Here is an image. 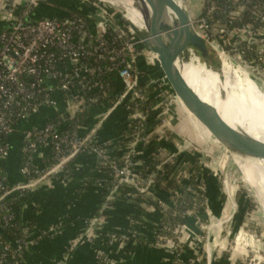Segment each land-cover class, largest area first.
<instances>
[{
	"label": "built area",
	"instance_id": "obj_1",
	"mask_svg": "<svg viewBox=\"0 0 264 264\" xmlns=\"http://www.w3.org/2000/svg\"><path fill=\"white\" fill-rule=\"evenodd\" d=\"M79 1L93 5L104 15L109 13L101 0ZM47 2L0 0V8L7 7L10 11L18 4L22 5L19 13L13 15L12 24L0 29V228L19 229V223L16 222L19 207L11 206L6 200L8 196L19 195V190L35 189L45 183L81 151L93 154L98 164L108 170L110 187L106 201H114L118 196L134 200L135 189L145 197L139 204L147 211L156 210V206L165 209L175 205L183 197V192H196L193 186L185 182L189 173L178 179L182 164L179 167L177 165L170 176L172 180L176 179L179 186L167 190L168 195L163 190L160 192H164L165 196L156 194L159 189L152 185L155 180L154 171L162 168L170 157L178 156L179 151L189 149L201 153V166H208L206 159L215 163L213 152L207 149L208 146H201L200 152L193 139L164 129L166 115L179 100L161 72L157 55L143 45L133 26L125 20L111 17L109 21L114 24L111 33L102 24H96L90 17L74 11L59 17L26 20L33 7ZM189 16L195 32L234 65L242 66L248 74H264V0H202L199 13ZM245 16L248 17L246 21L243 20ZM141 64L152 71L142 72ZM113 71L121 89L110 99V105L98 114L92 127L84 130L81 124H77L73 129L66 128L64 114L74 117L84 111L85 105L101 106L105 97H109L107 88L110 82L105 81L104 77H109ZM151 94L156 100L149 103L147 110L127 106L126 121L146 120L149 110L156 112L155 116L161 122L152 129L139 127L128 143L126 154L119 160L107 149L106 142L101 145L98 143L97 132L119 106L133 99L147 102ZM58 97L64 104L59 117L45 120L41 124H24L25 128L20 132V155L23 159L19 171L25 180L11 183L4 172V164L11 151V139L13 135L19 134V123L26 122L39 111L56 108ZM96 128L98 130L94 133ZM154 134L171 138L178 151L166 152L153 170L149 169L145 175H141L135 170V166H140L142 162L135 159L137 148L148 143ZM203 141L213 145L209 139ZM46 147L52 150L53 162L41 169L40 164L36 163V154ZM159 150L164 151L163 148ZM203 155L206 157L204 160ZM198 181L202 197L194 199L192 205L183 211L174 210L171 216L179 220L161 222L155 235V243L162 245L172 255L173 264H197L201 261H204L203 264H211L214 234L220 233L218 231H222L233 217L236 203L229 187H226L224 176L223 189L229 201L227 215L212 216L203 224L202 231L189 242V246L194 249L193 254L185 259L181 257L186 242L185 225L180 221L182 214H195L200 209L208 213L204 177H199ZM106 201L101 205L99 215L90 220L86 234L98 221L101 211L109 206ZM22 226L21 238L12 241L10 238L9 241L4 240L0 232V264H21V253L35 239L30 232V225L22 223ZM50 231L54 232V228L50 227ZM128 237L124 232L107 233L109 243H122ZM95 255L103 263H112L114 260L102 250ZM244 261L245 257H242L241 263Z\"/></svg>",
	"mask_w": 264,
	"mask_h": 264
},
{
	"label": "crops",
	"instance_id": "obj_2",
	"mask_svg": "<svg viewBox=\"0 0 264 264\" xmlns=\"http://www.w3.org/2000/svg\"><path fill=\"white\" fill-rule=\"evenodd\" d=\"M47 1V3L33 7L28 13L26 20L35 21L49 16L44 14L45 11L53 12L55 17L64 16L69 11L64 6H61L66 3L65 0ZM201 3L202 0L199 1V7L193 12L187 0L185 9L190 15L198 14ZM50 5H53L55 11L49 9ZM21 6L19 4L16 5L12 11L7 7H1L0 26L8 28L12 24L13 15L19 13ZM46 6L48 7L45 10ZM179 105H173L167 115L172 120L173 129L176 132L185 133L191 139H193L194 135L197 136L195 130L202 133L205 137V132H208L207 129L200 122H197L195 118L189 117L188 111L180 103ZM119 108L120 106L99 128L98 140L115 141L119 138L120 132L126 124L125 118L112 116L116 112L120 113ZM101 112L98 111L94 118L96 119ZM114 117H117L118 121L116 120L117 118L114 121ZM95 121L93 120L92 125ZM193 123L194 126H198L194 127L192 125L193 128L191 126ZM117 124L121 125L120 128L117 127ZM158 136L160 141H155L154 144L158 145L159 149H164L163 152L159 150L161 155L166 152L178 151V147L175 146L171 138ZM21 141L20 133L19 140H17L16 136L12 137L11 151L4 165V172L11 183L25 180L19 171ZM213 145L209 148L211 151L215 150L213 148L216 146L214 145L215 147H213ZM137 149V155L146 154L149 151V148H145L143 145L138 146ZM45 151L51 152V149L48 147L41 148L36 154L37 160L43 158ZM120 151L115 149L113 153L116 154ZM214 152L216 151H213V154ZM185 153L198 154L199 161L202 155L189 149L179 151L177 155ZM219 154L222 161L227 159L220 151ZM79 157L80 160L74 164L75 171L71 178L62 180L57 177L58 175L61 177L64 173L62 168L53 173L48 181L28 191L23 199V206L19 208V212L23 223L31 224L30 232L35 239L23 252L21 264H59L61 261H64V264H173L172 255L162 245L155 243V235L162 221V214L157 210L146 211L143 208L140 211H136L132 206L134 200L129 198L122 197L125 200L122 201L119 200L121 196H118L107 209L105 208V212L102 213L101 211V215L97 219L99 226L96 232L95 228H92L89 231L90 234L88 233L92 239L86 234L87 231L81 235L82 227L89 224L90 220L94 218L93 211L98 208V202L101 199L103 188L101 183L106 177L103 174L94 172V175L104 178L102 180L96 179L95 182L89 184L87 178L93 173L92 165L94 164L95 156L90 152H81ZM199 166L202 172L205 171L207 173L206 178H204V196L208 213L200 209L195 214L191 212L182 214L180 221L185 225L184 238L186 240L181 255L183 259L193 254L194 249L189 246V242L202 231V225L210 220L212 216L224 217L229 210V201L223 189L222 180L214 172L205 166H201L200 163ZM229 180L231 179L226 177L225 184H227V188L230 184ZM230 187L231 194L237 201L239 209L234 212L230 223L228 222L222 231H218L220 233L214 234L211 247V264H241V258L245 255L248 243H244V240H251L250 245H248L251 249L254 246V241L249 236L250 234L243 231L246 216L243 217V223L240 221V214H242L240 212V199L244 196L241 195L244 193V189L243 192H240L237 187L235 189L232 186ZM82 188L84 189L82 190ZM160 191L156 190V194L163 196L164 194ZM133 215H137L139 220L135 222L132 218ZM50 227L54 228V232H49ZM89 227L90 224L87 229ZM110 232L139 235L145 241L138 243L137 241L127 240L122 243L120 241L109 243L107 233ZM230 233L232 235L229 236ZM84 235L86 236L83 237ZM232 236H237V241L233 245H231L232 240L230 239ZM228 239L229 241H227ZM100 250L111 255L114 258L113 262H100L95 255Z\"/></svg>",
	"mask_w": 264,
	"mask_h": 264
},
{
	"label": "water",
	"instance_id": "obj_3",
	"mask_svg": "<svg viewBox=\"0 0 264 264\" xmlns=\"http://www.w3.org/2000/svg\"><path fill=\"white\" fill-rule=\"evenodd\" d=\"M65 2L61 6L69 11L86 15L104 28L113 26L93 5L79 0ZM132 4L133 10L140 17L136 12L131 13L122 6H116L124 10L143 45L157 55L161 72L165 75L171 91L184 108L207 129L205 136L243 177V169L249 168L250 158L264 160L261 141L240 126L239 135L231 132L219 113L191 87L182 70L184 65L195 59L198 64H203L215 72L221 81L231 79L236 85L239 80L231 66L237 70L238 67L195 32L189 14L180 1L132 0ZM164 38L169 42H165ZM97 130L98 128L94 133ZM249 187L257 195L264 193L263 186L252 183ZM0 232L3 233L1 228Z\"/></svg>",
	"mask_w": 264,
	"mask_h": 264
},
{
	"label": "trees",
	"instance_id": "obj_4",
	"mask_svg": "<svg viewBox=\"0 0 264 264\" xmlns=\"http://www.w3.org/2000/svg\"><path fill=\"white\" fill-rule=\"evenodd\" d=\"M248 17H244L243 20H247ZM1 28H6V27H1ZM108 32H112L111 30H107ZM141 66V70L142 72H146L149 73L150 71H152V69L148 68L147 66H144L143 64L140 65ZM105 81H109L110 82V86L109 88H107L108 92H109V97H105V99L103 100V103L101 106H87L85 105V109L82 112L77 113V115H75L74 117H70L69 114H64L63 116V120L66 124V128L68 129H73L77 124H81L85 129L84 130H89L92 127V122L93 120L95 121L96 119L94 118V116L97 114L98 111H103L108 105H110V99L114 98L117 93L120 91L121 89V85L117 83L116 79H115V72L113 71L109 77L105 76L104 77ZM92 93V92H90ZM152 96V94H151ZM150 100L147 102H142L138 99H133L132 101H130L129 103L123 104L120 106V113L116 112L114 113L112 116H120L122 119H126V115H128V110H127V106L131 105L132 107L135 106L136 108H142L147 110L148 109V105L150 102L156 100V98H154L153 96L149 98ZM58 105L56 108H47L43 111H39L38 113H36L35 115L31 116L30 119H28L26 122L24 123H19V129L17 133H20L22 130H24L25 126L28 125H33V124H41L43 123L45 120L48 119H56L57 117H59L60 115V111L63 110L64 108V104L61 100L60 97H58ZM148 116L146 120H138V119H132V120H127L126 124L124 125V127L122 128V131L120 132V136L119 138H117L115 141H110V140H99V144H103L104 142L107 149L111 152H113L115 149H118L120 152L119 153H112L116 158H118L120 160V158L126 154V150L128 149V143L132 140V136L135 133V131L139 128V127H148L149 129L154 128V126L156 124H158L159 122H161V119L156 115V112L153 111H147ZM150 114V115H149ZM62 118V117H61ZM75 118H78L77 120ZM117 117H114V121ZM118 121V118L116 119ZM121 122V121H120ZM94 124V123H93ZM120 124H117V127L120 128ZM98 134V132H97ZM13 136L17 137V140H19V134H15ZM155 141H160L159 140V136L158 134H154L151 139L149 140L148 143L143 144V147H147L149 148L148 153H144V154H140V155H136L135 159H139L141 162L140 166H135V170L138 171L141 175H145V173H147V171H149V169H152L161 161V158L164 157L165 155H161L159 153V146L154 144ZM90 146V143H88ZM160 144V143H159ZM87 146V148H88ZM88 150V149H87ZM81 152H86V151H81ZM81 152H79L78 154H76L74 157L70 158L63 166V174L60 177L59 175L57 176L59 179L61 178L62 180H67L68 178H71L73 176V173L75 171V167L74 164L76 162H78L80 160L79 155L81 154ZM165 154V153H164ZM192 154V155H191ZM52 150L50 151H45L43 158H40L39 160L36 161V163H39L42 168L48 166L50 163H52L53 158H52ZM122 157V158H123ZM199 155L198 154H193V153H185V154H181L179 156H175V157H170L169 159H167V161L165 162V164L163 165L162 168L157 169L156 171H154V183L152 184L153 187H155V189H159V190H163L166 191L165 194L168 195V191L167 190H172L173 188L179 186V183H177L176 179L172 180L170 178V176L172 175V173H174V168H176V166L180 164H182L181 168H179V172L180 175L178 177V179L183 178V174L189 173V177H187V179L185 180L186 183H188L189 185L193 186V188L195 190H197L196 192H183V197L178 199V201L176 202L175 205H169L167 208L165 209H160L158 208V206H156V210L159 211L162 214V221H167V220H172V221H178L179 219H177L176 216L172 217L171 214L174 210H178V211H183L185 208H188L189 206L192 205L193 200L197 199L199 200L202 197L201 191L199 190V186H200V182L198 181L199 177H204L206 178V172L201 170L200 166H199ZM22 155H20V163H22ZM6 162V161H5ZM121 163V162H119ZM5 165V164H4ZM151 170V171H152ZM93 172V173H92ZM92 174L89 175L88 179V183L90 184L91 182H95L96 179H100L102 180L103 178L101 176H96L94 175L95 173L97 174H103L105 175V179L102 180L101 186H103L102 188V193H101V199L98 202V208L94 209L93 211V216L94 218L98 215V212L100 210L101 205L106 201L107 195L109 194V190L108 188L109 186V181H108V170L104 167L101 166L100 164H98L97 159L95 158L94 160V164L92 165ZM95 172V173H94ZM84 188H82L83 190ZM28 189H22L19 190V195L18 194H14L11 196H8L6 198V200L10 203V205L12 206H17L19 208H21L23 206V199L26 197L27 193H28ZM133 192L135 193V197H134V202H133V207L135 208L136 211H140L141 210V206L139 205V202L142 201V199H144L145 197H143V195L141 193H138L135 189L133 190ZM164 194V192H163ZM124 198H120L119 200L125 201L123 200ZM109 203V205H111V203L113 201H106ZM151 203V201H150ZM153 205H155V203H151ZM240 212L242 214H240V221L241 223H243V215H245V213L247 212L248 209L251 208V202L250 199L246 196L241 197L240 199ZM105 212V209L102 210V213ZM133 220L136 222L137 220H139V218L137 217V215H133ZM19 223V229L15 228V227H7V228H3L2 231V238L4 240L10 241L15 240L16 238H21V234L23 233L21 231V228H23L22 226V218H21V214L19 212L18 214V220L16 221ZM31 225V224H28ZM89 224L85 225L84 227H82L81 229V235H83V233L86 232L87 226ZM98 223H94V227L95 228V232L98 228ZM158 230V229H157ZM128 239L127 240H133V241H137L138 243H142L145 240L140 237L139 235H128ZM6 238V239H5ZM94 240V239H93ZM21 257H22V253H21ZM204 261H201V264H203Z\"/></svg>",
	"mask_w": 264,
	"mask_h": 264
},
{
	"label": "bare ground",
	"instance_id": "obj_5",
	"mask_svg": "<svg viewBox=\"0 0 264 264\" xmlns=\"http://www.w3.org/2000/svg\"><path fill=\"white\" fill-rule=\"evenodd\" d=\"M105 1L122 6L131 13H138L133 10L132 0ZM138 15L140 17L139 13ZM164 41L169 42L167 38H164ZM194 61L195 59L182 67L184 77L191 87L219 113L231 132L239 135V126L243 127L258 138L264 148V91L259 88V83L232 66L239 82L235 85L231 79L221 81L215 72ZM179 103L182 105L180 101ZM188 114L193 117L189 112ZM250 159V166L246 168L250 173V185L253 183L264 187V160ZM254 196L264 212V193H254Z\"/></svg>",
	"mask_w": 264,
	"mask_h": 264
},
{
	"label": "rangeland",
	"instance_id": "obj_6",
	"mask_svg": "<svg viewBox=\"0 0 264 264\" xmlns=\"http://www.w3.org/2000/svg\"><path fill=\"white\" fill-rule=\"evenodd\" d=\"M101 1L103 2V3H101L103 5V7L107 11H109L108 15H105L108 20H110L111 17H113L115 20L120 19V20L128 21V19L125 16V12L122 8L116 6L115 4H111L110 2L104 1V0H101ZM180 1H181V4L184 7H186L187 0H180ZM199 1L200 0H188L189 5H191V9H193L192 10L193 12H195L197 7H199L198 6ZM47 7L48 6L45 7V10ZM49 9H51L52 11H55V8L53 7V5L52 6L50 5ZM44 14H48L49 16H45L43 18L55 17L53 12L49 13V11H45ZM112 25H114V24H112ZM105 28H107V30L113 31L114 26H112V27L107 26ZM236 67H238V70L243 72L245 75L247 74V76H249L254 82L259 83V88L264 91V74L252 75L250 73L248 74V72H246L242 66L236 65ZM178 105H179V103H178ZM179 107L181 109L180 105H179ZM171 121L172 120L170 119V117L166 115L165 122L163 123V127L167 132L179 134L180 136H187V135H185V133L176 132L175 129H173L174 127L172 126L173 124ZM194 123H195V121H194ZM194 123L191 124V126L192 125L194 126ZM195 126H198V125H195ZM195 132L197 133V136L194 135V137H192L193 142L196 143L195 146H198L200 148V152H201V146L205 147V145H206V146H208L207 149H209L211 147V144H206L205 141H203V140H206L209 138H207V136L204 137V135H202V133L198 132L197 130H195ZM207 149H206V151H208ZM213 149H215V148H213ZM213 151H216V152H214V154H213L212 153ZM213 151H211V153L214 155L213 157L215 159V163H212V162H210L209 159L208 160L206 159V163L208 165L206 168L211 170L212 172H214L216 176H219L220 180H222V178L224 176H225V180H226V177L228 179H231V180H229L230 186H232L233 189H235V187H237L238 188L237 190H239L240 192H243V189H244V193L241 195L248 197L250 199V202H251V208H250L251 210L248 209L247 210L248 212L245 213L246 215H243V217L246 216L245 217L246 222H245V225L243 227V231L250 234L249 236L251 237L252 241H254V246H253V249H251L248 246V245H250L251 240L250 239L248 241L244 240V243H247V242L248 243H247V248H246L247 250L244 253L245 255L242 256V257H245V261H244V263H241V264H264V212L260 208L257 199L255 200L254 193L249 187L250 183H251L250 182V173L248 172L247 169H243L244 174H243V177H241L239 172L235 169V167L230 162L226 163L227 159L224 161L221 160V155L219 154V151L217 149H215ZM204 158H206L205 155H203L202 159L204 160ZM210 159H212V158H210ZM230 186H229V191L231 193V187ZM235 203L236 204H235L234 212L237 209H239L236 200H235ZM229 223H230V221H229ZM230 235H232V233H230L229 236ZM230 239L232 240L231 245H233L237 241V236L236 237L232 236ZM227 241H229V239Z\"/></svg>",
	"mask_w": 264,
	"mask_h": 264
}]
</instances>
